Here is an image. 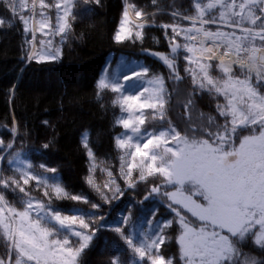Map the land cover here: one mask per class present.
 I'll return each mask as SVG.
<instances>
[{
	"label": "snow or ice",
	"instance_id": "obj_1",
	"mask_svg": "<svg viewBox=\"0 0 264 264\" xmlns=\"http://www.w3.org/2000/svg\"><path fill=\"white\" fill-rule=\"evenodd\" d=\"M0 5V29L22 25L25 65L59 62L81 12L104 6L102 0ZM152 5L156 10L123 0L112 39L142 45L146 30L162 29L170 51L148 54L166 66L167 77L122 59L111 71L109 62L95 84L97 99L111 93L120 111L113 124L123 130L113 135L118 170L104 166L87 131L81 136L84 180L99 203L69 191L56 167L34 164L26 142L16 147L28 132L15 117L11 139H0V264H89L104 231L114 234L105 240L111 264H264V0H192L190 9L171 12L170 23H159L162 9L157 0ZM186 81L190 87L182 90ZM9 91L14 95L15 85ZM174 97L182 124L170 118ZM205 97L214 112L198 110ZM54 142L53 135L42 148ZM97 171L105 177L99 183ZM57 201L91 211H65Z\"/></svg>",
	"mask_w": 264,
	"mask_h": 264
},
{
	"label": "trees",
	"instance_id": "obj_2",
	"mask_svg": "<svg viewBox=\"0 0 264 264\" xmlns=\"http://www.w3.org/2000/svg\"><path fill=\"white\" fill-rule=\"evenodd\" d=\"M132 2L141 7L146 6V10H156L152 0ZM102 4L103 7L92 5L94 11L91 13L81 12L73 24L72 36L63 45L61 60L54 64L25 65L21 61V45L24 39L22 25L0 29V139L5 142L11 139L8 129L11 128L15 117L21 132L25 130L28 132L23 141L17 139L16 147L19 148L22 142H26L25 150H33L29 152V159L34 164L46 163L56 167L69 191L83 192L97 203L99 200L96 194L84 180L88 172V163L80 145L81 136L87 131L97 157L105 161L104 166L118 170L120 162L114 147L113 135L123 130L113 127L120 111L112 106V94L108 93L102 100L97 99L96 81L109 62L111 71L122 59L126 63L139 60L167 77L166 66L148 53L156 51L167 54L170 51L164 32L159 28L146 30V38L142 45L139 42L116 44L112 37L119 24L123 0H102ZM157 4L162 9L158 11V22L170 23L171 12L190 9L192 0H157ZM4 15L5 9L0 5V17ZM132 19L135 21L134 16ZM37 37L40 38L39 33ZM153 37L156 40H153ZM13 85L14 95L9 91ZM180 87L184 90L189 88L190 84L186 81ZM214 107V103L207 97L198 101L199 111L214 112ZM170 118L174 123L182 124L183 109L177 105L175 97ZM44 121H48V125H45ZM53 135L54 147L43 149L42 145ZM104 178L97 171V182H102ZM142 197L143 193L135 197L128 196L127 199ZM147 203L146 201L145 204ZM56 206L65 211L72 207L91 211L87 205L72 201H57ZM107 207L105 206V211ZM119 210L117 207L111 215L115 216ZM97 235L99 239L88 252L86 259L89 264H111L113 253L111 248L105 245V240L111 242L114 234L104 231ZM2 251L0 247V252Z\"/></svg>",
	"mask_w": 264,
	"mask_h": 264
}]
</instances>
